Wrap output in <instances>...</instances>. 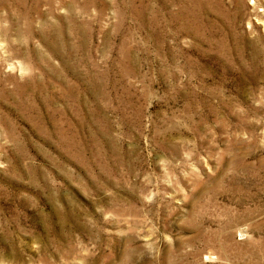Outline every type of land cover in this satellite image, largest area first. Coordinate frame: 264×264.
Listing matches in <instances>:
<instances>
[{"label":"rangeland","instance_id":"rangeland-1","mask_svg":"<svg viewBox=\"0 0 264 264\" xmlns=\"http://www.w3.org/2000/svg\"><path fill=\"white\" fill-rule=\"evenodd\" d=\"M0 264H264V0H0Z\"/></svg>","mask_w":264,"mask_h":264}]
</instances>
